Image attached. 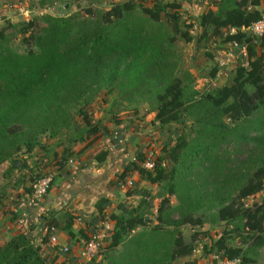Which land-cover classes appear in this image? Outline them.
I'll list each match as a JSON object with an SVG mask.
<instances>
[{
	"label": "trees",
	"instance_id": "obj_1",
	"mask_svg": "<svg viewBox=\"0 0 264 264\" xmlns=\"http://www.w3.org/2000/svg\"><path fill=\"white\" fill-rule=\"evenodd\" d=\"M215 4L216 11L199 16L198 30L195 22H190V15L183 20L182 5L176 0L116 1L110 10L87 11L86 16L43 14L10 26L22 35L23 52L14 49L4 30L0 31V168L9 164L5 175L28 169L20 153H32L40 145V136L54 137L63 129H73L75 140L85 141L88 136L95 141L109 133L102 124H93L84 109L103 91L134 107L148 102L160 127L175 124L182 130L164 146L152 169L145 167L146 155L139 153L118 175L125 181L138 173L162 188L157 208L159 225L150 230V238L146 237V255L151 251L148 244L154 246L159 244L158 239L170 238L169 244L158 245L159 252L173 260L192 256L194 248L185 242L179 229L187 224L202 227L203 218L196 214L209 209L215 210L218 221L236 227V237L247 248L230 246L232 238L223 230L218 240L204 246L208 254L247 264L251 251L264 248V203L246 209L237 205L264 187V121L251 126L237 123L248 121L264 109V37H253L243 28L264 18V0H219ZM231 29L237 32L231 34ZM208 36L221 38L225 45L235 42L239 47L246 46L248 61L236 67L230 85L200 92L185 84L190 74L184 79L175 75L172 50L177 38L201 43ZM217 70L218 66L213 77ZM77 116L83 118L82 127L76 122ZM231 146L236 152L247 146L246 161L230 154ZM108 154L101 153L98 161L103 163ZM2 187L0 193H4ZM28 193V205H36L33 188ZM136 193L134 187L127 190L128 195ZM149 197L146 193L139 205L125 210L121 217H113L116 227L111 249L147 226L144 208H150ZM173 197L177 205L172 204ZM104 202L101 200L97 207L101 214ZM45 222L48 233L42 239L33 238L30 231L36 226L27 223L30 231L0 245V264L97 262L101 251L93 259L83 260L70 249L64 252L51 244L50 236L60 224L51 214ZM70 224L64 226L69 233ZM167 225L176 229L169 231ZM140 235L144 234L137 238ZM157 254L149 258L151 264L166 260Z\"/></svg>",
	"mask_w": 264,
	"mask_h": 264
},
{
	"label": "rangeland",
	"instance_id": "obj_2",
	"mask_svg": "<svg viewBox=\"0 0 264 264\" xmlns=\"http://www.w3.org/2000/svg\"><path fill=\"white\" fill-rule=\"evenodd\" d=\"M116 1L125 0H59L57 2L50 0H0V31L4 30L5 35L9 39V44L14 49L23 52L25 48L21 43L22 35L10 26L28 22L43 14L70 16L79 13L86 16L87 11H108ZM215 2H219V0H209V4L204 7V11L216 10ZM143 3L146 6V1ZM181 14L183 20L189 19V14L186 9L182 8ZM189 20L190 22H195V29L198 30V18L191 17ZM168 25L170 26L169 23ZM198 37L196 39H199ZM258 51L259 55H261V50ZM172 52L177 65L175 75L178 78L184 79L187 74H190L191 77H187L184 80L185 84L189 83L191 88L200 92H205L212 87L220 88L230 85L231 79L235 75L236 67L238 65L245 66L248 61L247 52L241 55L237 48H233L232 46L228 47V45L223 44L221 38L216 36H208L201 43L197 40L185 42L177 38ZM208 52L211 53L212 57L207 54ZM230 54L231 57H228ZM220 57L223 59L219 60ZM216 66H218L217 74L213 77L211 74ZM84 109L87 111L93 124H102L109 133L107 132V134L100 136L95 141L93 137L88 138V136H86L85 141L75 140L73 129H63L61 133L54 137L46 134L39 137L40 145L32 153H20V156L26 158L28 169H24L22 173H14L11 176H7L5 172L9 164L5 163L1 166L0 186H3L4 193H0V245L7 243L25 230L30 231L28 227H25V220H22L20 217H15L14 214L18 213L20 205L28 203L30 200L28 190L32 188L36 179L53 177L49 195L57 182L62 181L64 176H67L65 172H69V170H81L83 166L100 168L102 164L98 161V158L107 148L106 145H111L112 143L113 145L117 143L119 147L127 148L128 162L134 160L139 153L145 154L147 167V164H154V160L162 155V149L168 144V141L171 138L175 139V136L180 134L182 130V127L176 126L175 124L165 128L160 127L159 123L155 120V112L152 111L150 103L143 101L137 104V107H134L133 104H128L126 101L121 102L117 96L108 95L105 91L90 101ZM246 120L243 119L237 124L240 126H251L258 124L260 121H264V109L254 117L249 118L248 121ZM76 122L78 126L82 127L84 125L81 116L76 117ZM187 132L189 134L188 130ZM128 142L130 144H127ZM234 148L232 146L229 147L228 152L232 155L237 154L239 160L246 161L247 146L244 148L241 147L237 152ZM96 162L98 163L96 164ZM62 169L66 171L62 173ZM251 170L255 171V169ZM250 172L251 176L253 171ZM143 190L150 196L148 200L150 201V208H144L145 220L147 219V226L142 228L144 231L132 232L122 245L111 249L109 247L110 244H106L110 240L107 235L109 233L105 231V227L96 228L95 232L92 231L89 233L88 238L102 233H106V238L104 240L105 246L102 248L97 262L94 264H151L149 258L155 257L159 252L158 250L160 248H158V245L170 243V238H160L158 239L159 244H154V246L148 244L151 251L146 255V237L150 238V230L154 226L159 225L157 208L161 203L162 196L160 194L162 188L146 180V189L144 188ZM123 195L127 196L125 191L119 196L122 198ZM46 197L38 200L33 198L32 200L40 204ZM263 203L264 187L256 195L239 201L237 207L238 209H246L252 206L254 207L255 204L260 205ZM172 204L177 205V199L174 197L172 198ZM111 211H113L112 207L109 211L110 214ZM120 213L122 212L120 211ZM47 216H50V211H46L45 209L40 220L37 221V225L33 224V226H36L34 231H30V234L32 233L34 236L33 238L39 240L45 235V227L47 226L45 221ZM196 216L203 218L202 227L187 224L179 229L186 240L185 242L193 246V255L187 258L173 260L167 257L165 252L160 251L157 256L163 260L166 259L163 264H217L212 259L215 253L208 254L204 246H210L218 240L221 236L219 234L223 230H226L229 238H232L230 246L247 248V245L241 244L240 237H236V227L229 225L227 222L218 221L215 210L206 209L205 211H199ZM175 218H177L176 215ZM55 229L56 236L58 237L59 229ZM161 229L159 228L157 230ZM166 229L170 231L176 228L174 225H167ZM204 233L208 234L205 239L202 237ZM139 234L144 235H140L137 238ZM195 234H198V237L196 241H192ZM154 235L156 234L154 233ZM248 258L250 261L247 264H264V248L251 251Z\"/></svg>",
	"mask_w": 264,
	"mask_h": 264
},
{
	"label": "crops",
	"instance_id": "obj_3",
	"mask_svg": "<svg viewBox=\"0 0 264 264\" xmlns=\"http://www.w3.org/2000/svg\"><path fill=\"white\" fill-rule=\"evenodd\" d=\"M176 1L194 18H199L205 12L204 7L209 4V0ZM226 45L231 47L229 44ZM106 147L105 151L109 154L100 168L83 166L81 170H69V172L62 169V173L65 172L67 176L64 178L62 176L63 180L57 182L52 192L45 198L46 200L44 199L40 204L36 202V205L23 203L18 208L19 217L25 220V226L27 223L37 225L43 210L50 211L51 216L60 224L57 237L59 244L68 247L76 257H79L82 244H85L89 233L95 232L96 228L104 226L106 229L109 225L107 235L111 242L116 227V220L113 217L123 216L125 210L139 205L142 199H146V192L143 190L146 189L145 177L134 173L125 181H120L117 176L128 162L127 148L119 147L117 143L106 145ZM129 181H132V185L128 184ZM130 187H134L137 193L128 195L127 190ZM124 191L127 196L123 195L121 198L119 195ZM101 200H105L102 214L97 208ZM111 207L113 211L110 214ZM70 216L73 217L72 221ZM66 222L71 223L70 233L64 229ZM136 231L142 232L141 228L134 232Z\"/></svg>",
	"mask_w": 264,
	"mask_h": 264
},
{
	"label": "built area",
	"instance_id": "obj_4",
	"mask_svg": "<svg viewBox=\"0 0 264 264\" xmlns=\"http://www.w3.org/2000/svg\"><path fill=\"white\" fill-rule=\"evenodd\" d=\"M135 1L140 2L143 0H135ZM243 31L245 33L247 32L248 34L256 38L264 37V18L254 23L249 28H243ZM230 32L231 34H234L237 32V30L231 29ZM229 45H231L233 48H237V50L240 51L241 55H244L247 52L246 46L239 47V45L236 44L235 42L229 43ZM228 57H231V54L230 56L228 55ZM153 166L154 164L152 163V164H147V167H146V163H145V167L148 169H152ZM52 183H53V177L51 176L36 179V181L32 185L33 198L38 200V199H42L46 197L49 193V189ZM128 184L132 185V181H129ZM109 229H110V226L107 225L105 231L107 232V230ZM47 233H48V229L45 230V234ZM105 238H106V233H102L100 235L97 234V235L92 236L90 240L88 242H85L84 246L81 248L79 252V257L83 260L93 259L105 246L104 244ZM49 242L53 245L61 247L64 250V252L69 251L68 247L62 246L59 244L58 238L56 236V231L53 232L52 235L50 236ZM212 259L215 260L217 264H241L240 259H234V260L222 259L219 255H213Z\"/></svg>",
	"mask_w": 264,
	"mask_h": 264
}]
</instances>
